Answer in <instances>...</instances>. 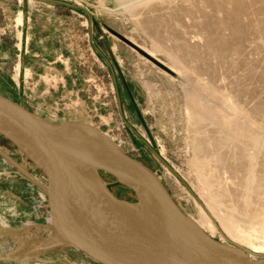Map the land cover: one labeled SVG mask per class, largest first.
<instances>
[{
  "label": "rangeland",
  "instance_id": "rangeland-1",
  "mask_svg": "<svg viewBox=\"0 0 264 264\" xmlns=\"http://www.w3.org/2000/svg\"><path fill=\"white\" fill-rule=\"evenodd\" d=\"M0 92L97 126L200 226L207 202L211 235L264 253V0H0ZM38 173L0 136V264H92L49 244L66 233L34 243L63 225L31 222Z\"/></svg>",
  "mask_w": 264,
  "mask_h": 264
},
{
  "label": "water",
  "instance_id": "water-1",
  "mask_svg": "<svg viewBox=\"0 0 264 264\" xmlns=\"http://www.w3.org/2000/svg\"><path fill=\"white\" fill-rule=\"evenodd\" d=\"M0 136L39 170L31 222L62 223L66 230V238L50 242L52 247L92 264H264V253L202 229L155 171L91 123L50 120L0 92ZM103 174L129 189L134 200L116 197ZM66 180L77 188L84 217L102 228L107 239L89 236L72 222ZM127 208L142 215L147 232L137 236L122 232L116 217Z\"/></svg>",
  "mask_w": 264,
  "mask_h": 264
},
{
  "label": "bare ground",
  "instance_id": "bare-ground-1",
  "mask_svg": "<svg viewBox=\"0 0 264 264\" xmlns=\"http://www.w3.org/2000/svg\"><path fill=\"white\" fill-rule=\"evenodd\" d=\"M128 2H130V1H128ZM5 158L8 161L12 162V160L8 159L7 157H5ZM12 163H14V162H12ZM16 166H18V165L16 164ZM21 169L23 171V168H21ZM66 192H67V196L70 200V203L74 209L73 211H71L72 212L71 217L73 220L72 222L73 223L76 222L81 227V230L83 232H85L86 234H88L89 236H92V237L98 238V239H107V234L104 232V230L102 228H100L98 225L94 224L93 222L87 220L84 217L83 213L81 212V210L79 209V206H78L77 188L73 184V182H71L70 180H66ZM104 193L107 196L109 195L108 193H106V191ZM206 205L207 206H204L205 208L200 207L201 211H202V216H203V220L201 223L202 227L197 222L196 223L202 229H205V231H207L208 233L211 234V232L214 231V229H215V227L213 225V223L215 222L214 221L215 217L213 218L215 212L211 209L210 205L207 202H206ZM210 210L212 211V213H210ZM116 219H117L118 223L121 225V226L120 225L119 226H120L122 232L126 235L137 236L138 233L142 234V233H145L148 231V227H147L142 215L137 210H135L133 208H127V209L120 210ZM64 228H65L64 225H54V226H48V227H41L42 231H41V233L39 232L38 234H41L43 239L39 238V235L33 236L34 237V243L36 244L37 248H39L38 246L41 245V242H43V240L46 241L47 238L52 239V237H54L58 234H61V233L65 234L66 230ZM36 231H38V230H35L34 232H36ZM61 235H63V234H61ZM59 237H60V235H59ZM220 238L221 239L225 238V239H228V240L233 241L235 243H238V244L244 246L245 248H247L248 250H250L251 252L262 253V251L260 249L250 248V247L242 244L238 240L233 239L232 237H230V235L228 236V234L222 230L220 231ZM15 245H13L14 246L13 248L6 249L5 251H3L0 254V257H2V256H8L9 257V255L12 254V250L16 247ZM33 249L35 250V248H32V250ZM19 256H21V255H19Z\"/></svg>",
  "mask_w": 264,
  "mask_h": 264
},
{
  "label": "crops",
  "instance_id": "crops-1",
  "mask_svg": "<svg viewBox=\"0 0 264 264\" xmlns=\"http://www.w3.org/2000/svg\"><path fill=\"white\" fill-rule=\"evenodd\" d=\"M19 15L21 16V12H20V11H19ZM21 21H22V17H21ZM16 44L21 45V40H20V38H19V41H18ZM19 57H20V56H19ZM19 59H20V58H19ZM17 65H18V71L16 70V74H17V72H19L20 62H18ZM35 111H36V110H35ZM36 112L39 113L40 115H42V116L48 118V116H46L47 114H45L44 112H38V111H36ZM48 119L53 120V121H63V120H66V119H76V118L73 117V116H64V117H61V118H50V117H49ZM33 190H34V182H33ZM31 211H32V210H31ZM30 213L32 214V212H30Z\"/></svg>",
  "mask_w": 264,
  "mask_h": 264
},
{
  "label": "flooded vegetation",
  "instance_id": "flooded-vegetation-1",
  "mask_svg": "<svg viewBox=\"0 0 264 264\" xmlns=\"http://www.w3.org/2000/svg\"><path fill=\"white\" fill-rule=\"evenodd\" d=\"M123 83H124V82H123ZM123 86H124V89H125L126 94L128 93V95H129V96L127 95L128 98H129V101H130V104H128V108L131 109V110H132V108H133V110L136 112V108L133 107V105H132V104H134V102H133V98H132L131 92L129 91V89L126 90V88H125V87L128 88V84L124 83ZM134 106H135V104H134Z\"/></svg>",
  "mask_w": 264,
  "mask_h": 264
}]
</instances>
